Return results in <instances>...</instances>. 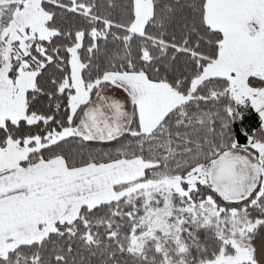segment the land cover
Segmentation results:
<instances>
[{
    "label": "snow or ice",
    "instance_id": "obj_1",
    "mask_svg": "<svg viewBox=\"0 0 264 264\" xmlns=\"http://www.w3.org/2000/svg\"><path fill=\"white\" fill-rule=\"evenodd\" d=\"M0 264H264V0H0Z\"/></svg>",
    "mask_w": 264,
    "mask_h": 264
}]
</instances>
